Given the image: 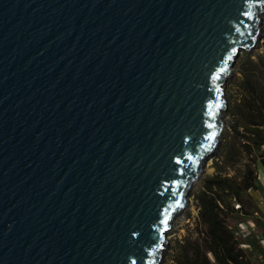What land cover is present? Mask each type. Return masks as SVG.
<instances>
[{
  "label": "water",
  "instance_id": "water-1",
  "mask_svg": "<svg viewBox=\"0 0 264 264\" xmlns=\"http://www.w3.org/2000/svg\"><path fill=\"white\" fill-rule=\"evenodd\" d=\"M263 12L0 0V264H161Z\"/></svg>",
  "mask_w": 264,
  "mask_h": 264
},
{
  "label": "trees",
  "instance_id": "trees-1",
  "mask_svg": "<svg viewBox=\"0 0 264 264\" xmlns=\"http://www.w3.org/2000/svg\"><path fill=\"white\" fill-rule=\"evenodd\" d=\"M238 71L241 77L238 79V99L232 105L235 117L232 130L240 140H246L244 143L238 140V145L240 151L249 155L253 148L264 145L261 129L264 125V59L260 56L252 59L245 53L239 60ZM240 151L238 148L237 156ZM256 164V158L250 159L244 165L245 170L239 180L219 172L206 179L205 189L197 194L198 217L204 226V232H198H202L203 236L194 237L193 233H189L177 240L173 264H250L243 259L242 250L236 246L231 229L221 215L226 212L218 204L220 195L217 190L233 192L257 188Z\"/></svg>",
  "mask_w": 264,
  "mask_h": 264
},
{
  "label": "rangeland",
  "instance_id": "rangeland-1",
  "mask_svg": "<svg viewBox=\"0 0 264 264\" xmlns=\"http://www.w3.org/2000/svg\"><path fill=\"white\" fill-rule=\"evenodd\" d=\"M246 52L240 51L238 57L233 66L231 74L227 77L225 84V96L227 100V109L224 111V128H223V138L219 146L214 150L213 156L211 158L209 171L203 172L198 178L197 183L190 190L188 194V202L185 207L176 214L172 221L170 229L167 232V247L164 250L163 257L161 259V264H173V253L174 247L177 240H181L184 236L189 233H193V236H203L202 230L204 232L203 223L199 221L198 217V199L197 194L200 190H204L207 184L206 179L211 177L216 172L221 174L231 175L235 179L239 180L241 175L245 170V164L250 161V159L256 158L257 160L264 161V146L259 148H253L251 154H247L244 151H240V146L238 145V140L240 137L233 133L232 124L235 117L232 113V105L238 99V79L241 74L238 71L239 60L244 56ZM252 59H257L258 56L264 59V12L262 13V23L260 26V38L256 42V46L251 53H247ZM242 130L241 127H238ZM246 140H240L244 143ZM239 148V156H237ZM257 155V156H256ZM259 158V159H258ZM262 168L264 167L261 162L258 163ZM262 165V166H261ZM259 177V176H258ZM261 177H259L260 179ZM261 180V179H260ZM220 195L218 204L226 212V214H221L226 224L231 228L236 227L237 223L241 221L250 220L254 223L255 227L258 228L256 222L260 219L256 218L257 212L253 213L256 208V200L253 198L252 193L249 190H241L229 192L227 189L217 190ZM240 202L242 204V214L239 211L233 210V204ZM256 221V222H255ZM198 223V226L196 225ZM232 233V231H231ZM233 234V233H232ZM233 239L236 241V246L242 250L243 259L250 264H264V243L261 239L255 235L248 236H235L233 234ZM211 260L214 262V258L210 255Z\"/></svg>",
  "mask_w": 264,
  "mask_h": 264
},
{
  "label": "crops",
  "instance_id": "crops-1",
  "mask_svg": "<svg viewBox=\"0 0 264 264\" xmlns=\"http://www.w3.org/2000/svg\"><path fill=\"white\" fill-rule=\"evenodd\" d=\"M262 132L264 133V125L261 127ZM259 159V158H258ZM259 162L264 166V161L263 160H257L256 164V173H257V178H256V183H257V188L250 189V192L252 193L253 198L256 200V208L253 210V213H258L256 218L260 219L258 223L256 222L258 228L255 227V230L257 233H260L264 236V167L259 166ZM261 165V166H262ZM261 177L259 179V177Z\"/></svg>",
  "mask_w": 264,
  "mask_h": 264
},
{
  "label": "built area",
  "instance_id": "built-area-1",
  "mask_svg": "<svg viewBox=\"0 0 264 264\" xmlns=\"http://www.w3.org/2000/svg\"><path fill=\"white\" fill-rule=\"evenodd\" d=\"M262 146H264V145H262ZM233 209L236 211H239V213L242 214V204L240 202L234 203ZM231 231L235 236L255 235L256 237L261 239L262 242L264 243V236L262 234L256 232L255 225L250 220H247L246 222L241 221V222L237 223L236 227L231 228Z\"/></svg>",
  "mask_w": 264,
  "mask_h": 264
},
{
  "label": "bare ground",
  "instance_id": "bare-ground-1",
  "mask_svg": "<svg viewBox=\"0 0 264 264\" xmlns=\"http://www.w3.org/2000/svg\"><path fill=\"white\" fill-rule=\"evenodd\" d=\"M210 163H211V159H209V160H207V162L205 163V165H204V167H203V171L201 172V174L203 173V172H205V171H209L210 169H211V167H210ZM200 174V175H201ZM200 175H199V177H200ZM198 177V178H199ZM198 178H196L194 181H193V183H192V185H191V189L194 187V185L197 183V181H198Z\"/></svg>",
  "mask_w": 264,
  "mask_h": 264
},
{
  "label": "snow or ice",
  "instance_id": "snow-or-ice-1",
  "mask_svg": "<svg viewBox=\"0 0 264 264\" xmlns=\"http://www.w3.org/2000/svg\"><path fill=\"white\" fill-rule=\"evenodd\" d=\"M223 71H225V69H221V72H223ZM215 79H220V75L218 74L216 77H215ZM211 126V125H210ZM214 135V134H213ZM210 139L212 138V137H209Z\"/></svg>",
  "mask_w": 264,
  "mask_h": 264
}]
</instances>
